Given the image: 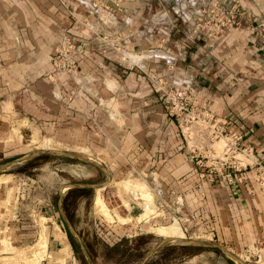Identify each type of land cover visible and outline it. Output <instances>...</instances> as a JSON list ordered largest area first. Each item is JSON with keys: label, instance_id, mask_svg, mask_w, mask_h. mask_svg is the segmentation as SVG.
Returning <instances> with one entry per match:
<instances>
[{"label": "crops", "instance_id": "crops-1", "mask_svg": "<svg viewBox=\"0 0 264 264\" xmlns=\"http://www.w3.org/2000/svg\"><path fill=\"white\" fill-rule=\"evenodd\" d=\"M100 1L107 10L92 13L90 0H0V168L25 155L27 141L93 152L111 173L130 166L152 179L156 195L179 200L198 236L256 254L264 247V190L255 174L264 167V33L250 27L264 24V0H235L244 27L220 37L192 16L213 3L227 9L232 0ZM64 38L90 43L73 74L52 64ZM155 80L190 87L192 104L240 134L254 164L232 182L197 167ZM6 181L0 264H14L39 243V264H76L51 201L40 189ZM152 193L144 183L127 193L142 206L139 216L154 210Z\"/></svg>", "mask_w": 264, "mask_h": 264}, {"label": "rangeland", "instance_id": "rangeland-1", "mask_svg": "<svg viewBox=\"0 0 264 264\" xmlns=\"http://www.w3.org/2000/svg\"><path fill=\"white\" fill-rule=\"evenodd\" d=\"M216 4L222 7L221 4ZM207 12L205 5L193 13L192 22L196 25L197 21L194 20L196 14ZM172 85L175 86L174 84L166 86ZM176 123L182 140L187 142L189 148L196 147L209 151L213 147L221 151L225 143L227 144L228 133L220 123L215 122V119L202 122L196 116H192L187 124L183 121ZM45 142L27 141L26 144L29 145L24 149L26 154L9 159L21 163L8 169L2 167L5 169L0 171V181L8 179L6 183H15L21 189L33 190L35 187L41 190L43 197L51 201L57 211L56 220L63 226L71 241L76 264H239L221 248L191 245L187 241L222 246L246 264H264V247L258 246L255 249L260 257L255 253L252 256L242 255L216 238L200 237L195 234L186 226L188 222L185 219L188 216L184 217L182 214L183 206L178 203L180 201L160 196V193L157 196V187L154 188L152 179L144 173H133L129 171L130 166H126L121 173H117L116 170L113 174L93 152H79L55 145L45 146ZM33 153L41 154L36 156L34 164L27 166L35 157L29 160L23 158ZM68 154L93 164L71 158L67 156ZM241 160L243 164H254L248 158ZM34 167L38 168L34 170ZM17 173L20 176L11 179L12 175ZM3 175L9 177L4 178ZM123 181L125 183H122ZM136 183H144L153 191L154 210L147 209L142 216H139L142 206L131 200L127 194ZM136 188L139 189L137 186ZM97 196H100L104 203L106 217L99 215L101 213L95 208L96 200H100ZM142 199L152 204L150 202L152 198L150 199L148 195L141 194ZM168 226L176 227L179 234L165 237L158 235L154 230L157 227ZM157 245V249L152 251ZM44 254L45 245L39 243L22 254L20 260L14 264H39Z\"/></svg>", "mask_w": 264, "mask_h": 264}, {"label": "built area", "instance_id": "built-area-1", "mask_svg": "<svg viewBox=\"0 0 264 264\" xmlns=\"http://www.w3.org/2000/svg\"><path fill=\"white\" fill-rule=\"evenodd\" d=\"M208 7L207 13L196 14L194 20L197 21L195 26L201 25L203 29L206 28L208 32H211L212 36L220 37L230 29H241L244 27L242 13L235 0H232V5L227 9L218 7L216 3ZM89 8L92 13L107 10L105 4L100 0H90ZM250 29L263 34L264 24L251 26ZM89 52V42L74 43L69 38H64L55 50L52 60L53 67L57 72L73 74L79 68V59ZM155 85L157 90L163 94L169 116L175 118L176 121H183L187 124L192 119V116H196L202 122H210L215 119L207 110L199 109L192 104L193 90L190 87L176 84L175 86L167 87L166 84L158 80H155ZM203 115H207V117L204 118ZM227 133V144L225 143L220 153L213 147L212 150L205 151L196 147L189 148L186 141L185 143L190 152V159L197 167L207 171L208 176H222L227 181L232 182L236 174L250 167V164H243L241 160V158L249 159L250 150L241 146L242 136L240 134L236 132ZM255 174L256 182L264 190V167L257 165Z\"/></svg>", "mask_w": 264, "mask_h": 264}, {"label": "water", "instance_id": "water-1", "mask_svg": "<svg viewBox=\"0 0 264 264\" xmlns=\"http://www.w3.org/2000/svg\"><path fill=\"white\" fill-rule=\"evenodd\" d=\"M58 153H61V152H59V151H57ZM39 154H41V153H33V154H31V155H29V156H27V157H24L23 158V160H29V159H31V158H33V157H36V156H38ZM61 154H64V153H61ZM67 156H70L71 158H74V159H78V160H80V161H83L84 163H91V162H89L88 160H83V159H79L78 157H76V156H74V155H72V154H68ZM21 162L20 161H17V162H14V163H12V164H10V165H8V166H5V168H10V167H15V166H17L18 164H20ZM91 164H93V163H91ZM5 168H2L0 171H2L3 169H5ZM77 187V186H76ZM100 188V187H99ZM178 241H183V239H179ZM187 243H189V244H191V245H197V246H204V247H208V248H213V249H217V248H221L222 250H224L231 258H233L234 260H236V261H238V263L239 264H246L245 262H243V261H241V260H239L236 256H234V255H232L230 252H228L227 250H225L222 246H216V245H211V244H208V243H202V242H190V241H187ZM157 247H158V245L156 246V247H154L153 249H152V251H155L156 249H157ZM83 249V248H82ZM83 251H84V249H83ZM151 251V252H152ZM85 252V251H84ZM151 254V253H150ZM149 254V255H150ZM85 255H86V253H85ZM88 259V258H87Z\"/></svg>", "mask_w": 264, "mask_h": 264}, {"label": "bare ground", "instance_id": "bare-ground-1", "mask_svg": "<svg viewBox=\"0 0 264 264\" xmlns=\"http://www.w3.org/2000/svg\"><path fill=\"white\" fill-rule=\"evenodd\" d=\"M185 132V130H184ZM45 146H47V144H45ZM43 149H47V148H43ZM49 149V148H48ZM139 187V186H138ZM100 189V188H99ZM143 194L146 195V191L142 190L141 191ZM143 198V197H142ZM144 199V198H143ZM142 199V200H143ZM95 208L97 210V212L101 213L100 215L106 217V211H105V208L103 206V203L101 202V200H96V203H95ZM144 216V215H143ZM155 232L160 235V236H165V237H169V236H175L176 234L178 235L179 234V231L176 227H173V226H168V227H159V228H154ZM169 239V238H167ZM174 241H177L179 239H172Z\"/></svg>", "mask_w": 264, "mask_h": 264}, {"label": "trees", "instance_id": "trees-1", "mask_svg": "<svg viewBox=\"0 0 264 264\" xmlns=\"http://www.w3.org/2000/svg\"><path fill=\"white\" fill-rule=\"evenodd\" d=\"M36 158H34L33 160H31L30 162H28V164H27V166L28 165H31V164H34L35 162H36V160H35ZM38 159V158H37ZM18 172H20V170H18Z\"/></svg>", "mask_w": 264, "mask_h": 264}]
</instances>
